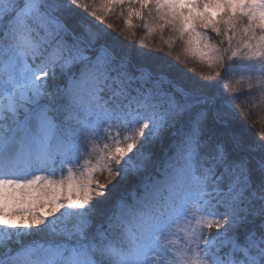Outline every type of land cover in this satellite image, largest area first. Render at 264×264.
Segmentation results:
<instances>
[{"label":"trees","instance_id":"1","mask_svg":"<svg viewBox=\"0 0 264 264\" xmlns=\"http://www.w3.org/2000/svg\"><path fill=\"white\" fill-rule=\"evenodd\" d=\"M20 2L21 0H10L9 3L7 0H0V9L3 10V6L10 7L11 5L9 4L19 5L21 4ZM57 2L58 0H54L53 5H58ZM45 4L58 19L55 20L49 16L48 12L44 10L41 0H37L38 11L29 6L21 13L22 8L12 16V19L13 22L18 21L20 25L30 24L37 29L40 37L35 32L30 36L33 45L36 47V52L41 53V47L46 45L45 42L49 40V33L52 30V36L54 37V42L57 43V51L60 54L53 63L42 71L41 75L33 83L27 87L17 88L11 97L3 98L4 100L0 105L1 148L5 146L7 139L14 134L16 127L26 115L33 111L37 105L53 108L58 105L60 108L59 112H63L66 106L65 101L68 98L62 96L63 87L71 77L80 74L81 66L95 55L93 51L88 50L89 47L96 46L92 40L95 35L91 33L88 36L79 32L60 13L54 11L53 5L50 4L49 0H45ZM104 13V10H101L98 15L105 18ZM19 15H21V19ZM117 15L120 16L121 13L119 12L113 17H119ZM2 22L0 20V24ZM42 22H47V24L40 25ZM61 22L64 25H61ZM122 23H125L126 29L140 32L144 39L148 41L149 39L150 41L158 40L159 45L161 43L167 49L168 46L172 47V45H169L172 42L182 46V51L179 52L178 56L187 61L193 63L196 60L218 67L219 70L225 73L224 75L229 79L231 85L234 86L233 89H236L235 93L241 97V100L246 101L245 107L248 108L247 111L254 116L256 115L258 119L264 118V29H261L254 20L245 14L233 15L228 11L218 18L215 24L205 27L196 25L188 33H183L177 26L175 28L178 31H175L174 28L167 29L161 24L154 27L151 24L136 25L135 23L132 25L128 17ZM38 26H41V28ZM63 26L68 30L65 31ZM172 26L174 27V25ZM68 31H71L80 41L72 39ZM160 48L164 50L163 47ZM114 54L117 55L116 53ZM127 69L129 68L127 67ZM155 74L164 75L162 72ZM172 83L179 86L175 80ZM186 91L192 93L188 89ZM176 95L180 99L183 96L178 93ZM194 96L197 95H186L185 100L183 97L182 101L179 102L181 110L186 111L187 109L189 111L192 107L198 105L204 111L203 113L208 114L213 104L199 97L193 99ZM168 109L171 108L168 107ZM53 116L59 120H64L57 112ZM194 119V133L192 135L195 140L199 141V139L202 140L201 137H205L204 129L206 126L203 124V117L201 119V113H197ZM110 124V128H112L110 135L104 139L99 136L93 139V141H96L94 146L96 159L90 168L78 158H75L72 161V169L76 168L74 172L69 170L63 172V174L55 173L50 175L47 173V178L38 172L36 176L29 174L18 177V179L13 181L0 182V185H2V190H0V213L5 217L30 215V218L35 219L37 226L42 229L34 232L36 234L32 240H29L27 236H21L19 240L11 243L4 242V245H1L3 249L8 246L13 248L15 245H18L17 247L32 246L36 242L47 246L59 243L75 246L78 243V239L81 238L88 241L85 244L89 246V255L93 264L128 263V261L125 263L121 260L124 254L135 246V242L133 243L132 239L126 235V227L123 222L115 217L116 214L111 219L109 217L116 210V206L121 199L129 197L128 194L132 189L139 188L144 177L154 174L156 166L161 164V167L164 168L163 161L160 162L163 157L160 155L156 160L154 157V161L151 160L153 162L152 165H154L153 168H149L142 177L128 175L127 172L130 169L121 163L115 162V159L119 156L118 150L120 147H126L132 142H137V140L133 138L134 133L126 127L127 124L129 127L130 122L127 123V121L121 120L119 117H111ZM78 126H73L72 132L81 131ZM258 131L259 137L264 139V129L259 127ZM116 141H118L117 144ZM170 145L166 146L165 149L167 150ZM209 145H211V142ZM248 145H251V143ZM249 147L253 148L252 145ZM194 151V170L198 171V164L203 162L204 159H202L201 151L198 152L197 148ZM174 153L175 151H172L169 156ZM245 154L247 156V153ZM245 154L241 152V155L245 156ZM258 155L256 153V156ZM257 159L263 166L264 156H260ZM71 175L74 176V180H71ZM105 175L107 179L102 181L106 178L103 177ZM113 179L117 181L121 179L124 189L121 194L109 198V191L111 190L109 183ZM99 183L102 185H99ZM260 187H262L261 184ZM253 189L258 192L257 185L253 184ZM255 203L257 202H251V200L250 203H242L235 213L232 211V207L224 208L222 212L218 213L223 216L226 214L228 220L221 222L215 215L203 213L207 218L206 222L198 223L193 230L192 237L195 239L197 248L201 253L210 254L208 259L213 264H215V261L219 264H229L225 257L230 248L235 249L236 260L243 257V250H247L246 243L249 239V236H247L249 232L253 231L252 233L254 234L252 236H264V231L259 225L263 220L257 223L248 214L246 215L247 219L244 221V218H236L238 216L245 217L242 213L246 212L249 207H253ZM262 204V212H264V203ZM43 208L48 209L50 212L49 216H45L41 212ZM237 219L240 221H237ZM248 220L250 222L255 220V222L247 224ZM242 231L245 232L241 233ZM43 232L45 235L41 236ZM225 234H227V244L219 245L215 243L212 247L205 246V243L209 240L215 239L218 242L219 239H222L220 237H225ZM16 249L14 248L13 250ZM252 254L254 256L252 264H264V252H253ZM204 259L201 257V260L204 261Z\"/></svg>","mask_w":264,"mask_h":264},{"label":"rangeland","instance_id":"2","mask_svg":"<svg viewBox=\"0 0 264 264\" xmlns=\"http://www.w3.org/2000/svg\"><path fill=\"white\" fill-rule=\"evenodd\" d=\"M30 1L32 0L27 1V3ZM49 1L53 5L54 0ZM57 4L60 6L53 5L54 11L60 13L79 32L88 36L91 33L95 35L92 40L95 42L97 51L103 50V54L97 60L99 61L100 68L104 69L106 66H110L113 63V57L115 60L120 58L123 61H129L138 71L162 72L166 81L172 82L175 80L179 84L176 91L185 92L188 89L192 92L190 94H196L199 98L208 100L213 104L208 114L203 113L204 111L197 105L186 112H175L172 117L164 115L154 117L152 121L141 127L139 135L136 138V143L119 150V156L115 159V162L129 168L128 175L142 177L149 168H153L152 161H154V157L156 160L160 155H165L166 146L171 144L179 128L185 125L189 126V123L195 120L194 116L197 113H201V119L203 117L202 121H204L203 124H205L206 128L204 127L205 137L199 143L198 148L201 151L204 162L210 164L203 168L204 172L208 173V176L225 173L230 178V182L228 183L230 186H235V183L238 182H241L245 188H249L253 184L257 185L258 195L252 194L255 199L257 198V203L242 213L245 217L238 216L237 218H244V221L247 219L246 215L248 214L257 223L260 220H264V212H262V203H264V170L260 168L261 163L257 159L260 156H264V139L259 137L258 131L259 127L264 129V118L258 119L256 115L254 116L251 112L247 111L248 108L245 107L246 101L241 100V97L235 93L236 89H233L234 86L231 85L229 79L224 75L225 73L219 70L218 67L196 60L193 63L187 61L178 56L179 52L182 51V46L172 42L169 43L172 47L168 46L167 49L161 43L159 45L158 40L150 41L149 39L148 41L144 39V36L140 32H136L133 29L130 31V29L125 28V23H122L128 17L132 25L135 23L136 25L151 24L154 27L161 24L163 27H167V29L174 28L175 31H178L175 28L177 26L183 33H188L196 25L205 27L215 24L218 18L229 11L233 15L241 13L247 15L249 18L251 17L260 28L264 29V0H58ZM34 5L35 2L29 4L30 7H35ZM101 10H104L105 18L98 15ZM4 12L6 14L10 10L6 8L1 14ZM119 12L121 13L120 16L117 15L119 17H113ZM19 38H21L20 35ZM160 47H163L164 50ZM10 48L11 46H9ZM34 76L33 70L25 61H22L20 56L15 52V49H2L0 51V91H7L14 83H25ZM118 81L121 82L122 87L132 93H134L132 89L134 84L138 88H141L138 92L146 89L148 94L137 99V101L140 103V106H149L151 108L152 106H156L154 108L155 114L158 112L157 106L163 102L170 104L173 108L176 104L173 92L164 90V86L160 82L153 81L151 76L142 72L138 74H129L128 72L124 74V72H120ZM208 93L210 96H207ZM134 99L132 97V100ZM85 107L88 108V103L85 104ZM87 108H85L86 111ZM161 113L163 112L161 111ZM30 120L23 132L25 134L29 133L31 143H33L35 148L33 152L40 156L39 153L50 136L51 123L50 120L44 119L43 112H38L36 116H31ZM210 142L211 145H209ZM250 143L255 149L249 147L251 146L248 145ZM189 145L187 143L186 148ZM238 147L242 148L241 151H238ZM9 151L10 153L6 155L3 161L4 165L8 166L10 163V166L12 164L17 165L18 163L26 165V162L19 158L18 149L13 152ZM241 152L247 153V156L246 154L245 156L241 155ZM256 153L259 155L256 156ZM166 160L167 166L164 170H161V173H158L159 176L157 175L156 177H159V179L155 180L151 189L147 192L150 193V195L148 194L150 197L146 193V196L137 199L139 202L137 205L143 207L141 208L142 217L135 215L128 220L131 229L136 223L135 233L138 235L141 234L142 229V227H139V223L145 218V223L152 224L154 221V224L156 222L162 224L157 228L159 233L165 230L161 219L154 220L152 218L153 214L151 210L161 207L158 203V194H161L164 190H168V193L174 194L176 193V188L177 191H180L185 189V186L188 189L191 187L183 162L179 160ZM224 161L229 162L228 165L222 164L225 163ZM218 166L222 171L218 172L216 170ZM228 166L232 172L229 171ZM103 177L106 178L102 181L107 179L106 175ZM260 184L262 187H260ZM99 185L102 184L99 183ZM193 187L195 188V192L199 194L203 188L201 185ZM109 188H111L108 196L110 198L121 194L124 185H122L121 179H118V181L113 179L109 183ZM243 192L241 190L238 195H235L232 202H235L239 196H241V200L247 198ZM239 204L240 202H238ZM42 212L45 216H49L50 214L46 208ZM189 214L190 209L185 212L179 211L177 216L189 221ZM122 218H124L123 215ZM239 219L237 221H240ZM255 220L251 222H255ZM251 222L248 220L247 224ZM154 224L145 230L146 234H149L151 238L154 237V231L156 230L154 229ZM182 229V231H185L187 228ZM40 230L42 229L37 226L36 220L30 218V216L23 215L8 218L0 216V255L18 248V245L13 246V248H9L8 246L5 248L8 250H5L1 246L4 245V242L11 243L19 240L21 236H27L29 240H32L35 238L36 233L34 232ZM244 232L242 231L241 233ZM43 235H45L44 232L41 236ZM226 235L223 238H226ZM177 248L179 249L180 245H177ZM55 252L61 254L58 248L55 249ZM138 254L139 256L134 264H154L159 257V255L152 254L143 249ZM174 254L180 262L184 261V264L188 263L183 258L190 262L194 258V254L187 256L182 253L179 255L178 253ZM82 256L84 254L80 251H71L65 264H81ZM171 258L172 253L169 254V259L165 264H171V262L169 263ZM39 263L46 264L47 261L44 260Z\"/></svg>","mask_w":264,"mask_h":264}]
</instances>
